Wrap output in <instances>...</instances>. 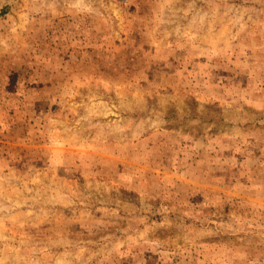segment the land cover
Instances as JSON below:
<instances>
[{
  "label": "rangeland",
  "instance_id": "obj_1",
  "mask_svg": "<svg viewBox=\"0 0 264 264\" xmlns=\"http://www.w3.org/2000/svg\"><path fill=\"white\" fill-rule=\"evenodd\" d=\"M0 264H264V0H0Z\"/></svg>",
  "mask_w": 264,
  "mask_h": 264
}]
</instances>
